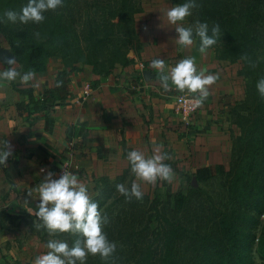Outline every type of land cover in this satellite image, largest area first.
I'll return each mask as SVG.
<instances>
[{"label": "trees", "instance_id": "16d2710c", "mask_svg": "<svg viewBox=\"0 0 264 264\" xmlns=\"http://www.w3.org/2000/svg\"><path fill=\"white\" fill-rule=\"evenodd\" d=\"M170 2L176 6L188 0ZM27 3L0 0V17L6 10L19 12ZM195 3L198 7L192 14L196 21L208 23L209 35L212 26H219L220 39L209 48L214 49L215 59L243 62L240 75L246 78V96L241 111L232 110L240 134L232 143L231 168L224 173L221 165L200 167L190 179L188 194L176 193L165 201L155 196L147 208L146 197L137 207L135 198L113 195L116 186L125 181L128 169L114 183L102 177L106 188L93 201L109 218L104 232L117 249L113 260L105 262L89 255L86 264H254L253 251L264 261V99L256 88L264 78V0ZM141 12L137 0H62L61 7L43 14L42 23L17 22L6 27V20L0 22V34L16 59L18 72L43 73L55 57L63 64L54 77V86L37 96L31 88L20 89L10 83L18 94L27 97L15 105L17 115L30 117L68 100L71 78L77 73L97 82L117 68L133 65L146 46L135 28V15ZM58 82L60 87H56ZM220 175L226 177L225 202L217 204L210 199L206 204L196 203L193 198L201 191L192 187V181L201 184ZM112 197L114 201L106 205ZM118 203L124 207L113 217ZM79 238L73 235L71 242Z\"/></svg>", "mask_w": 264, "mask_h": 264}, {"label": "crops", "instance_id": "0c3cea01", "mask_svg": "<svg viewBox=\"0 0 264 264\" xmlns=\"http://www.w3.org/2000/svg\"><path fill=\"white\" fill-rule=\"evenodd\" d=\"M166 5L169 8L165 10L148 9L143 2L142 12L135 15L136 32L146 46L133 65L116 69L97 82L84 73L75 74L71 97L65 102L30 117L18 116L15 105L27 101V97L18 94L10 83H0V141L6 140L12 148L6 167H0V264H30L19 258L22 250L15 242L11 222L22 220L24 215L34 216L39 203L34 188L49 171L53 179H59L63 167L69 164V172L89 189L93 176L121 175L128 168L127 153L131 150L150 156L156 144L179 159L187 154L189 128L175 112L171 93L163 90L158 73L150 67L153 59H164L171 68L181 59L195 57L198 69L206 70L207 75H219L197 114L202 120L197 125L199 134L215 135L220 130L215 124L222 122L218 121L219 112L227 111L243 97L240 92L236 98L237 91L231 89L235 77L229 63L216 60L208 50L201 55L196 41L190 48L176 44L175 26L166 17L173 5L169 0ZM138 18L142 19L140 27ZM3 70L7 68L0 63ZM142 71L150 72L153 78L141 80L138 75ZM57 72L48 68L36 74L28 86L19 78L13 83L20 89L31 88L37 96L54 86ZM29 191L33 192L31 197Z\"/></svg>", "mask_w": 264, "mask_h": 264}, {"label": "clouds", "instance_id": "9594fccd", "mask_svg": "<svg viewBox=\"0 0 264 264\" xmlns=\"http://www.w3.org/2000/svg\"><path fill=\"white\" fill-rule=\"evenodd\" d=\"M61 6L62 0H28L26 6L19 12L6 10L0 17V22L6 20L11 23L39 24L44 21L43 14L46 11H54ZM196 7L198 5L195 0H188L186 3L171 7L166 12V17L167 22L175 26L176 44L180 48H190L198 38L200 41L198 51L204 55L206 50L215 45L218 38L220 39L219 26H212L211 35L206 22L201 23L197 20L185 27L183 22L192 15V9ZM35 35L38 37L39 33ZM7 64L10 68L0 71V83H11L19 78L20 83L28 86L29 82L35 79V70H28L22 74L17 71L15 58L7 59ZM251 66L254 68L256 64L251 63ZM150 67L158 73L160 85L165 92L175 89L191 97L189 103L192 110L203 107L204 101L210 95L211 86L219 79L218 74L207 75L206 70L198 69L195 57L181 59L171 68L166 65L164 59H153ZM60 86L61 83L58 82L56 87ZM256 88L260 97L264 99V78L257 82ZM162 147L154 144L150 156L141 150L129 151L127 162L135 179L131 182L130 189L125 184H118L117 192L129 200L135 198L139 201L144 195L141 183L155 185L158 180L171 183L175 173L165 163L171 157L161 150ZM10 156L11 145L6 140L0 141V166L6 167ZM34 192L39 200L34 213L38 221L35 227L45 230L49 236L68 233L80 238L76 239L71 247L65 241L50 239L46 244V254L37 256L33 264H86L89 255L99 256L105 262L114 259L117 244L109 241L104 232V226L109 223V218L101 214L98 203L94 202L89 194L87 184L68 171H62L59 179H53V173L49 171L43 181L34 188ZM32 194V191L28 192L30 197Z\"/></svg>", "mask_w": 264, "mask_h": 264}, {"label": "rangeland", "instance_id": "374dc122", "mask_svg": "<svg viewBox=\"0 0 264 264\" xmlns=\"http://www.w3.org/2000/svg\"><path fill=\"white\" fill-rule=\"evenodd\" d=\"M143 2H144V6L148 9L160 8L161 10H165L169 8L168 5H166V0H137V5L142 7ZM195 21L196 18L192 14L186 19V21L183 22V24L185 27H187L189 25H192ZM20 24L21 23L18 22V25ZM141 24H142V19L138 18V26L140 27ZM4 25L8 27L9 25H16V24L11 22H5ZM195 41L198 44H200V41L198 39H195ZM0 46L8 49L7 43L1 34H0ZM208 51L211 52L212 54H215L214 49H208ZM229 64L232 69V76L235 77V79H233L234 87H232L231 89L232 91H237V96H235L236 98L238 96L240 97V92L243 93L242 94L243 97L241 98V100L235 101V103L233 102V105L228 107L227 111L222 110L221 113L219 112L218 121H222V122L220 124L218 123L215 124L216 127L220 129L219 131L218 130L215 131L216 132L215 135H213V133L210 132H206V133L201 132L199 134V131H197L199 129L197 125L200 126V122L202 120L200 121L201 115L199 114L200 115L199 117V115H197L198 113L196 114L197 116H195L193 121L194 124L188 126L189 130H187V132L190 133V135L187 136V140H188L186 143L188 147L187 154L183 155V159H179L176 158L174 155H172L171 152H169L168 155L171 157V159L165 161V163L168 164L175 173L174 180L171 183L167 181L158 180L155 185L141 183V189L144 193L143 197H146L149 200V202L146 205V208L149 207L150 201H152L155 196L156 197L158 196L161 201H165L168 199L172 200V195L176 193L188 194L190 189V185H189L190 179H192L195 170L200 167L221 165L223 167L224 173L230 170L232 143L234 139L240 134V129L235 124L237 117L234 114V112H232V110L235 107L237 112L241 111L240 104H242L245 101V96H246V78L243 75H240V73L243 72L242 61H237L233 64L231 63ZM15 67H17V65H15ZM48 68L57 69V70L63 68L61 59L55 57L49 60ZM169 92L171 93L172 96V102L174 97H176L178 94H181L175 89H172ZM202 109L203 107H201L198 110V112H200ZM203 134H206L205 136L206 139L203 138L204 137ZM207 149H209V151H207ZM126 169H128V174L126 176L125 181L122 184H125V186L130 189L131 182L135 179V177L131 174L129 167L128 168L126 167ZM102 177H106V176H97V177L93 176L91 185L89 187V192H90L89 194L91 195L92 199L97 195H100L103 189L106 188V185L101 180ZM116 177H112V178L107 177V178L109 179L110 182L114 183ZM225 184H226V177L222 175L216 176L214 179L201 184L196 183L193 180L192 187L198 188L201 191L200 193H197L200 196V198H197L198 195L196 197L194 196L193 198L194 201L196 203L201 202L206 204L205 202L212 199L215 203L217 202V204H223L226 198V189L224 186ZM107 185L110 187H114L112 186L113 184H107ZM113 195L120 196L121 194L117 192L114 193ZM112 201H114L113 197L107 201L106 205H110ZM143 202L144 200H139V204H137V207H141L143 205ZM117 206L118 209L114 210L112 213L113 217L118 213L119 209L124 207V205H121V203H118ZM20 218H22V220H19L17 218L18 221L16 219L15 221L11 222V229L13 235L16 238L15 242L19 246V250H22V256L19 258H22V260H24L26 263L28 262L31 264L33 263V261L37 256L46 254L47 252L46 244L50 239H58L65 241L68 243L69 247H71L74 244L73 242H71L73 238V235L71 234L65 233L56 236H49L45 230L37 229L35 227V224L38 223V221L35 215L34 216L24 215L23 217ZM260 220H262V217L260 218ZM260 229H258L257 231V237L259 236V233L261 231ZM252 259L254 260V264H264V261H262L259 258V256L255 251H253L252 253Z\"/></svg>", "mask_w": 264, "mask_h": 264}, {"label": "built area", "instance_id": "2783aa9c", "mask_svg": "<svg viewBox=\"0 0 264 264\" xmlns=\"http://www.w3.org/2000/svg\"><path fill=\"white\" fill-rule=\"evenodd\" d=\"M191 97L185 93L178 94L174 97L172 105L175 112L179 115L181 121L184 123L185 126L192 125L196 114L200 108L192 110L191 104L189 103ZM62 171H70L69 164H66ZM61 171V173H62Z\"/></svg>", "mask_w": 264, "mask_h": 264}, {"label": "water", "instance_id": "95a60500", "mask_svg": "<svg viewBox=\"0 0 264 264\" xmlns=\"http://www.w3.org/2000/svg\"><path fill=\"white\" fill-rule=\"evenodd\" d=\"M15 58L7 48L0 47V63L4 65L7 69L10 68V65L7 64V59ZM142 76L145 81L151 80L153 77L148 71H142ZM194 183V182H193Z\"/></svg>", "mask_w": 264, "mask_h": 264}]
</instances>
